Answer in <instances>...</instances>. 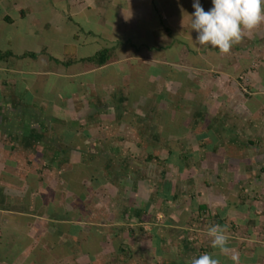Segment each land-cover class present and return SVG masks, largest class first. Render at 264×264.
Here are the masks:
<instances>
[{"label":"crops","instance_id":"1","mask_svg":"<svg viewBox=\"0 0 264 264\" xmlns=\"http://www.w3.org/2000/svg\"><path fill=\"white\" fill-rule=\"evenodd\" d=\"M194 2L195 0H0V37L14 25L13 28L19 33V47L28 41L42 39L41 48L34 52L26 50L17 53L15 63L9 64L8 59L0 61V264H36V261L37 264H66V259L72 256L76 264L97 261L101 247L104 248L103 244L108 240L103 236V229L107 227L102 224L87 227L83 221L71 225L72 222L70 224L67 217L79 214L88 216L85 210L79 213L73 209L72 202L77 198L74 192L79 199L86 201L91 193L94 194V188L91 181L84 177L77 180V174L75 182L78 187L69 188L64 182V170L67 167L88 170L97 161L102 174L106 172L112 179L121 176L120 171L128 169V163L137 160L132 156L137 151V145L124 143L126 141L122 138L116 143L117 135H127L130 120L134 117H131V111H135L137 120L144 122L159 118L161 114L168 115L160 108V114L153 116L152 100L145 102L148 103L147 109L141 115L136 110L143 109L138 106L139 102L150 96L154 97L155 92L154 103L160 102L161 90L164 88L166 95H169V88L178 81L176 76L172 78L171 73L167 75L165 71L158 72L159 69L178 67L179 62L180 65L187 63L189 71L197 76H201L204 69H209L201 60V50L191 54L193 58L190 61L186 57L189 52L183 45H188L192 37L187 25L191 21L189 16L195 11ZM188 4L193 10L186 12ZM58 9L62 10L60 16ZM12 14H15L13 18L10 17ZM72 18L78 21L77 31L80 33L71 37L75 43L73 42L70 53H64L61 60L52 59L55 67H50L46 65L50 48H46L42 42L47 37L48 26L62 25L71 22ZM84 23L88 24L87 29H84ZM147 36L150 39L149 46L138 53L136 49L142 48L141 44ZM7 39L8 49L10 40L8 37ZM98 41L103 43V47ZM90 42L94 46L92 56H83L82 47L89 46ZM7 49L0 52H11ZM104 49L108 51V59L104 65L96 66L85 61ZM170 50L175 54L173 58L169 54ZM27 52L37 54L35 59L24 57L30 59L33 69L26 70L19 66V60L23 59L21 56ZM62 62L68 63L64 65ZM225 72L223 75L227 77ZM178 82L181 87L184 86V82ZM138 86L143 89L142 99H139ZM145 87L150 88L154 94L145 93ZM166 100L167 98L160 104L166 105ZM175 109L171 111V123L167 124L173 131L169 133L167 127V133L162 138L160 133L149 134V151L154 150V146H161L162 151L169 154L168 146L174 136L178 138L188 130L183 126L178 129L175 119L178 107ZM127 113L128 116L125 115ZM197 117L203 118L198 113ZM161 119L166 120V116L162 115ZM199 137H196L197 141ZM29 162H33L30 165L39 163L43 167L41 171L29 172L26 179H30L31 183L19 178L21 174L24 175L19 169L23 165H29ZM143 164L148 163L143 161ZM165 165L159 173L162 178L167 176L163 184L164 194L159 199V204L166 207L162 213L147 204L142 218L134 221L136 205L128 207L127 212L123 205L118 213L117 208L121 203L116 193L118 189L114 191L117 199L113 196L112 201H116L119 226H128L131 222L135 224L137 229L134 230L137 231L131 229L124 238L125 241L116 239V253L111 250L107 252V256L116 258V264H122L120 259L129 250L138 260H141L143 254L144 259L147 256L149 261L158 260L161 264H189L191 259L208 253L218 258L221 264H234V261L220 255L219 250L211 246L207 230L210 226L219 224L227 228L229 247L235 249L239 264H264L263 169L249 176L245 166L239 163L236 166L238 173L233 181L236 185L229 187L226 177H216L212 179L211 186L200 188L201 181H191L181 176L184 164L179 160L169 161ZM61 166L64 168L60 169ZM169 168L173 177L168 175ZM56 177L57 181H54ZM46 179H50V185ZM106 182L107 179L95 190L104 187ZM127 182L134 184L131 180ZM221 183L225 185L223 188L217 186ZM250 183L258 185L257 193L244 190ZM202 184L205 186L206 183ZM29 187H33L32 195L27 193ZM47 187L52 190L57 187L60 194L64 195L56 193L55 197L53 195L45 199L41 194ZM175 188L180 191L179 195L174 194ZM192 190L196 197L192 196ZM187 194H191L190 200L193 201L190 210H185L184 204L181 205L182 208L172 205L185 202ZM28 195L27 206L24 200ZM45 200L48 202L45 203ZM56 206L60 210L58 214L66 216L65 220H54ZM202 206H205V210L199 209ZM25 207L27 208L23 210ZM93 214L95 213L92 212L91 215L94 216ZM111 215L115 213H110ZM154 216L166 219L160 222L161 225H155ZM74 225L76 232L72 233ZM93 230L97 234L91 236ZM73 239L79 241L86 250L85 253L81 251L82 254L79 255L80 251L73 245ZM89 239H94L93 249H90L91 244L87 242ZM55 241L66 245L62 253L54 248ZM125 244L128 246L125 247ZM118 246L120 249H117ZM41 251L47 254L45 259L40 258ZM126 257L127 260L129 256Z\"/></svg>","mask_w":264,"mask_h":264},{"label":"rangeland","instance_id":"2","mask_svg":"<svg viewBox=\"0 0 264 264\" xmlns=\"http://www.w3.org/2000/svg\"><path fill=\"white\" fill-rule=\"evenodd\" d=\"M200 4L206 12L213 7L212 0H200ZM186 7V12H188V10H193L190 8L189 4ZM61 11V9H58V15ZM14 15L12 14L10 17L13 18L12 16ZM76 22L78 21L72 18L71 22H65L62 25L56 26L50 24V26H48V30L46 32L47 37H44V41H42L46 48H50V51L48 52L49 55H47L46 65L55 67V62L52 59L61 60L64 57V53H70L74 42L71 37L80 33L77 31L78 26ZM84 24V29H87L88 26L86 25L88 24ZM13 26L14 25L11 26V30H9L8 33L4 34L3 32L0 37V50L2 51L7 49V37L10 40V48L8 47L7 50L12 52V56L7 57L9 64H13L17 61L15 56L17 53L20 54L22 52H26V50L34 52L35 49L41 48L42 46V39H37L36 41H28L25 45L19 47L17 43L19 33L17 32V29L13 28ZM173 26H175V24ZM187 27L189 31L188 33L191 34L193 40H189L188 46L184 45L185 47L187 46L186 49L189 52L186 54V57L192 61L193 56L191 54L194 52L197 53L201 50V60L209 69H204L201 76H197L195 74L193 75V73L189 71L190 69L187 63L186 65H180L179 62L178 67L172 66L173 69L171 67L168 68L172 71H169L164 67L163 69H159L158 72L165 71L167 75L172 73L170 74L172 75V78L176 76L178 81L184 82V86L181 87V84L178 81H175L173 86H171L168 90V96L166 95L167 91L165 92L164 88L162 90L161 88H158V90H161L162 92L159 99L164 101L167 98L166 102H168L166 105H161V101L155 104L153 98L156 97V92L154 94L150 88L147 89V87H145L146 91L144 92L150 95L154 94V97L150 96L147 100H141L138 106L143 109L137 108V113L141 115V113L147 109L146 105H148V103L146 104L145 102L152 100L153 103L151 105L154 112L153 116L156 113L160 114L162 110L166 111L168 115L161 114L159 118L144 122V120H137V118H135L137 114H135V111H131V117L134 116L130 120L132 127L128 126L129 130L127 131V135H117L116 143L120 138H122L126 141L124 143L129 142V145H137V151L133 152L132 155L136 157L137 160L132 162L130 161L131 163H128V165H130L129 168L120 171L119 174L121 176H116V179H112L106 175L107 182L104 183V187L94 190V194L91 193L86 201L79 199L80 197L76 195V192H74L75 195L73 193V195L77 197L72 202L73 209L79 211V213H81L82 210H85L86 213L88 212V216H86V214L82 216L79 214L75 217L70 216V218L68 217L70 224L71 222L72 224H75L76 222L83 221V223L88 225L87 227L90 225L92 227H96V225L99 224L107 227L103 229L104 239H108L105 241V244H103V247H105H101V251L98 253L99 256L97 257V261L92 262L91 264H116V258H109L107 256V252L114 250L116 253V239L121 242L122 240L125 241L124 238L127 237V234L131 231V229H137V227H134L135 224L131 222H127L128 224L125 223L128 226H119L120 220L116 216V201H112L114 191L116 189H118L116 190V193L118 194V200L121 203V205L117 208L118 213L119 210L123 209V205L126 207L124 208L125 212H127L128 207L136 205L134 221L142 218L143 209L147 204L156 209L158 213H162V210L166 209L163 204H159V199L165 191V188L163 187L164 179L167 178V176H164L163 178L160 177L159 173L161 172V167L166 166V163L162 165L161 163L155 162L143 164V161H145V158L148 155L157 157L162 161L166 158V156L168 157L171 155L166 154V151H162L161 146H154V150L151 151H149L148 146H150L149 134L155 132L160 133L162 138L166 135L165 133H167V127H169L168 132L173 131L170 125L167 126V124L168 122L171 123L172 112L173 110H176L175 107H178V111H175L177 116L175 119L179 125L178 129L180 126L188 129L184 132V135L181 134L178 138H175L176 136H174L172 142L168 146L170 153H173L174 155L190 156L183 162L180 161L184 164V170L182 171L183 173L181 176L187 177L188 179H191V181H193V179L197 182L201 181L199 184L200 188L211 186L212 179L216 177H226L225 179L230 187L231 185H236L233 184V181L235 174L238 173L236 171L238 170L236 169V166L239 165V163L245 166V170L247 172L246 174L249 176L257 174L262 169L264 171V24H261L258 28L250 32L242 40V42L235 45L230 54L227 55H221L218 49L211 48V46L203 47L198 44L195 46L194 42L197 39L198 33L191 29L190 22ZM90 35H93V33ZM144 40L145 42L141 44L142 48L138 49V53L142 52L143 48L149 46V37L147 36ZM97 43L103 47V43L101 41H98ZM93 47L92 42H90L89 46L84 45V47H82L81 54L86 57L92 56ZM192 49H194V51ZM172 53L173 50H170L169 54L173 55L171 58L175 56V54ZM195 57L196 56L194 55L193 61H195ZM175 60L177 61L176 58ZM19 61V66H21V68L26 70L33 69L31 67L32 63L30 59L23 58ZM42 65L43 64H41V66ZM225 70H230V72L226 73ZM224 72L226 75L228 74L227 77L223 75ZM234 74H238L240 78H236L238 76H235ZM198 77L199 81L197 82ZM141 84L143 85V82ZM199 89H202V92H199ZM138 90L140 91L138 92L139 99H142L143 93H141V90L143 89L138 86ZM197 113L201 114L203 118H198ZM125 115L128 116L129 114L127 113ZM162 115L166 116V120L161 119ZM173 124L172 127H174ZM161 129H163V132H161ZM204 132H208L209 135L204 140V142L206 141L205 144L202 145L203 141L199 139L197 141L196 137L202 136ZM250 142L252 144H250ZM26 153L31 154L30 152ZM26 153L23 155H26ZM173 154L172 159L170 158V162L174 160ZM32 158L33 157L31 156L30 159ZM35 158L38 157L36 156ZM31 163L33 162H29V165H23L19 169V172H24V175L21 174V177L19 176V178L25 180V182H30V179H26L27 175L30 174V171H39L40 169L43 170V167H40L39 163L32 164L35 168L30 165ZM63 166H61L60 169H63ZM76 168L77 167H71V169H69V167H67L64 170V182L72 189L78 187L77 182H75L76 174L82 171L80 168L78 170ZM95 169H100L97 161L92 163L90 169H84L83 171L86 172L85 175L87 176H97L98 174H94ZM170 169L171 168L168 170V175L169 177H173V174L170 173ZM49 180L50 179H46L50 185ZM127 180H131L134 184L132 185V183L127 182ZM54 181H57V177ZM202 182L206 183L205 186H203ZM49 185L47 184V186ZM217 186L223 188L225 185L221 183ZM51 187H47L45 192L42 191L41 196L46 199L53 195L55 197L56 193L59 196L64 195L60 194L61 192L58 191L57 187L55 190H52ZM257 187L258 185L250 183L249 185H246L244 190L247 192L253 191L254 193H257ZM49 190L51 191L49 192ZM192 192V196L196 197L195 191L192 190ZM253 192L251 195H253ZM174 194L179 195L180 191L175 188ZM190 195L191 194L186 195L187 198L185 202L180 201L181 203L177 202L172 205L177 208L185 206V210L188 208L190 210L193 203V201L190 200ZM114 198L117 199L116 195ZM46 202H48V200H45V203ZM182 204L184 205L181 206ZM31 208H33L32 205ZM55 210L56 215H58V211H60L59 207L56 206ZM175 211L177 210L175 209ZM92 212L95 213L93 214L94 216L91 215ZM110 213H115V215L110 216ZM130 216H132V214ZM164 219L154 216L153 224L161 225L160 222H164ZM95 234H97L95 230L90 233L91 236H94ZM92 240L94 239H89L87 241L91 244L90 249H93L92 243H94V241ZM77 241L78 240L73 239V245L76 247V250L80 251L79 255L82 254L81 251L85 253L86 250L81 247L79 242L76 245ZM126 245L127 244L124 246L127 247L128 245ZM123 250L124 249H122V251ZM75 252L76 251L74 250L73 253ZM126 256H129L127 260ZM126 256H124L123 259H120L122 264H161L158 260L156 262L149 261L150 259H148L147 256L146 259H144L143 254L142 258H140L141 260L135 259L129 250ZM156 256H154V260L156 259ZM136 257L138 258L137 255ZM77 258L79 257L77 256ZM75 262L76 261L73 256L66 259V264H76ZM80 264H85V262L82 261Z\"/></svg>","mask_w":264,"mask_h":264},{"label":"clouds","instance_id":"3","mask_svg":"<svg viewBox=\"0 0 264 264\" xmlns=\"http://www.w3.org/2000/svg\"><path fill=\"white\" fill-rule=\"evenodd\" d=\"M212 3L213 7L206 12L199 0H195V11L188 15L191 17V29L198 33L195 46H211L218 49L221 55H227L250 32L264 24V0H212ZM227 231V228L216 224L208 228L207 235L211 238V246L218 249L220 255L239 264L235 249L229 247ZM189 264H221V261L204 253L191 259Z\"/></svg>","mask_w":264,"mask_h":264},{"label":"trees","instance_id":"4","mask_svg":"<svg viewBox=\"0 0 264 264\" xmlns=\"http://www.w3.org/2000/svg\"><path fill=\"white\" fill-rule=\"evenodd\" d=\"M8 20H9V18H8ZM167 31V30H166ZM179 43V42H178ZM182 43H180V45H181ZM187 43H183V45H186ZM188 46V45H187ZM186 46V47H187ZM189 48V47H188ZM191 49V48H190ZM138 49H136V51H137ZM108 51L106 50V49H104V50H101L100 52H98L95 56H93V57H91V58H88V59H86L85 61L86 62H89V63H92V64H94V65H96V66H102V65H104L105 63H106V61H107V59H108ZM8 56H12V53L11 52H4V53H2V52H0V61H4V60H6L7 59V57ZM24 57H29V58H31V59H35L36 57H37V54H34V53H23V55L21 56V58H24ZM67 63L68 62H62V64H64V65H67ZM156 70V69H155ZM172 74V73H171ZM208 135H209V133L208 132H204L203 134H202V136H200L199 137V140H201V141H203L202 142V145L203 144H205V142H204V140L208 137ZM250 144H252L251 142H250ZM175 153V152H174ZM169 154H171V155H169L168 157H167V159H165V160H160L159 158H157V157H154V156H152V155H148L146 158H145V162H147V163H152V162H155V163H167V162H169L170 161V158L172 159V154L173 153H169ZM173 157H174V161L175 160H179V161H181V162H183L184 160H186L188 157H190L189 155H181V156H179V155H174L173 154ZM183 158V159H182ZM182 159V160H181ZM180 162V163H181ZM82 171H80V172H78L77 173V176H78V178H77V180L80 178V179H82L83 177L85 178V179H87V180H89V181H91V185H92V187L94 188V190L97 188V186H99L101 183H102V181H104V180H106L105 178H107L106 177V172L104 173V174H102V172H101V170L100 169H95V172H94V174H98L97 176L96 175H90V176H87V175H85L86 174V172L85 171H83L84 169H81ZM88 177V178H87ZM39 181H42V179H39ZM42 183H43V181H42ZM27 193L30 195H32L33 194V187H29L28 189H27ZM34 192H37V191H34ZM29 195L28 196H26V199L24 200V203L28 206L29 205ZM2 201V200H1ZM27 207H25L23 210H25ZM199 209L200 210H205V206H202V207H199ZM50 214H48V216H49ZM67 217H69L68 215H67ZM53 218H54V220H57V221H62V220H65L64 218H66V216L64 217L63 215H61V214H58V215H56V216H53ZM70 218V217H69ZM71 225H73V224H71ZM71 232L72 233H74V232H76V227H75V225L72 227V229H71ZM58 235V237H59V234H57ZM79 242V241H78ZM55 245H54V248L56 249V251L58 252V253H62V251H63V249H66L65 248V246L66 245H64L63 243H58L57 241H55V243H54ZM82 246V245H81ZM120 246V245H119ZM118 246V248L117 249H120V247ZM97 251H98V249H97ZM121 251H122V249H121ZM123 253H124V251H123ZM40 258L41 259H45L46 257H47V254H45L43 251H41L40 252ZM42 261V260H41ZM36 264H37V261L35 262Z\"/></svg>","mask_w":264,"mask_h":264}]
</instances>
